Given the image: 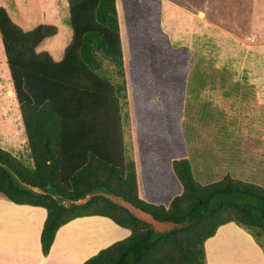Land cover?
Wrapping results in <instances>:
<instances>
[{"label": "trees", "instance_id": "16d2710c", "mask_svg": "<svg viewBox=\"0 0 264 264\" xmlns=\"http://www.w3.org/2000/svg\"><path fill=\"white\" fill-rule=\"evenodd\" d=\"M65 1L72 36L59 61L36 51L56 36V26L23 30L0 7V39L27 148L24 157L0 148V195L45 209L42 255L62 226L90 216L108 218L130 234L83 264H206L204 243L228 224L247 231L264 253V188L228 173L210 184L193 177L182 135L192 103L184 97L199 96L197 84L203 87L210 76L198 82L193 74L189 87L184 79L168 81L166 72L177 69L161 34L154 37L158 42L152 37L151 67L128 74L126 42L147 39L140 49L151 44L140 23L125 30L120 0ZM129 80L135 84L130 92ZM124 118L141 141L132 160L126 157ZM96 192L175 226L157 233L102 195L76 204Z\"/></svg>", "mask_w": 264, "mask_h": 264}, {"label": "rangeland", "instance_id": "374dc122", "mask_svg": "<svg viewBox=\"0 0 264 264\" xmlns=\"http://www.w3.org/2000/svg\"><path fill=\"white\" fill-rule=\"evenodd\" d=\"M119 2L121 20L127 27L125 30L139 22L141 33L154 35L153 41L154 37L160 39L157 35L161 33L168 56L174 58L170 61L176 64L170 66L177 69L176 72H166L168 81L184 79L189 87L196 74H199L198 82L202 75L210 76L203 79L206 81L203 87L197 84L201 89L199 96L188 92L184 97V103L187 100L192 103L186 117L188 120L182 125V135L194 179L201 184H210L228 173L235 179L264 188V0ZM161 2L164 6L167 2L171 10L165 11ZM0 7L5 8L23 30H31L40 24L57 27V35L46 39L36 51L48 52L55 58L56 53L69 44L71 28L65 0H0ZM175 7L187 14L182 16L183 13ZM160 20L166 21L168 27L160 28ZM140 39L125 44L128 74L133 70H147V53L136 55L142 43L147 41ZM106 65L108 63L104 61ZM156 80L161 82L159 75ZM241 83L253 87L246 89ZM127 84L129 92L135 88L134 80ZM11 91L0 39V148L24 157L26 139ZM127 108L125 106L122 110L123 115L128 112ZM123 133L126 157L132 160L141 141L134 137L130 121L125 118ZM95 195L105 196L115 203L120 201L112 195L96 192L78 202H85ZM63 204L68 206L71 203ZM137 215L151 224L157 233L174 228L173 224L156 222L147 214L137 212Z\"/></svg>", "mask_w": 264, "mask_h": 264}, {"label": "crops", "instance_id": "0c3cea01", "mask_svg": "<svg viewBox=\"0 0 264 264\" xmlns=\"http://www.w3.org/2000/svg\"><path fill=\"white\" fill-rule=\"evenodd\" d=\"M166 4V6L162 4L163 9L171 10L168 7L170 5L167 2ZM178 8L176 9L183 13L182 16L187 14L183 9ZM164 25L168 27L166 21L163 23L160 20V28L162 26L164 29ZM160 34L158 33L157 36ZM153 36L148 35L151 46ZM68 45L56 53L55 58L50 56L56 61L61 60ZM152 50H154L153 46L151 49L138 50L139 55L150 53L147 59L150 67ZM114 77L117 78L115 73ZM242 87L247 89L253 85L243 83ZM118 199L120 201L116 202L117 205L138 217L137 209ZM45 218V209L17 205L0 195V264H83L100 250L127 238L130 234L127 229L117 226L105 217L77 218L57 231L48 255L43 256L40 234ZM204 253L206 264H264L262 249L247 231L234 224L220 226L215 235L204 243Z\"/></svg>", "mask_w": 264, "mask_h": 264}, {"label": "water", "instance_id": "95a60500", "mask_svg": "<svg viewBox=\"0 0 264 264\" xmlns=\"http://www.w3.org/2000/svg\"><path fill=\"white\" fill-rule=\"evenodd\" d=\"M12 93H13V95H14V92L13 91H11ZM86 202V201H85ZM85 202H81V203H85ZM80 202H77L76 204H81ZM138 212L139 213H143V212H141V211H139L138 210ZM145 214V213H144ZM148 215V214H147ZM149 217H151L150 215H149ZM141 220H143L142 218H140ZM151 219H153L152 217H151ZM154 220V219H153ZM144 221V220H143ZM155 221V220H154ZM146 222V221H145ZM157 222V221H156ZM175 226V225H174Z\"/></svg>", "mask_w": 264, "mask_h": 264}]
</instances>
